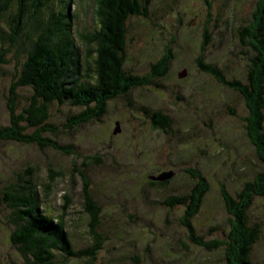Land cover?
Returning a JSON list of instances; mask_svg holds the SVG:
<instances>
[{"label":"rangeland","instance_id":"rangeland-1","mask_svg":"<svg viewBox=\"0 0 264 264\" xmlns=\"http://www.w3.org/2000/svg\"><path fill=\"white\" fill-rule=\"evenodd\" d=\"M66 1L46 0L40 16L60 10ZM256 2L151 0L145 16L127 19L124 69L149 75L151 63L170 50L172 57L163 76H154L149 84L108 100L100 118L71 130L63 125L80 108L69 103L50 104L49 122L57 130L56 135H50L63 146L72 144L73 153L0 141V264H22L25 260L10 240L17 224L4 191L10 183L18 184L25 178L28 167L35 171L39 186H51L48 198L41 203L44 212L59 214L69 195L64 222L72 248L82 249L92 242L82 181L75 174L76 167L82 168L85 162L88 165L82 169L90 179L91 195L101 208L98 231L103 246L93 259L54 251L52 264H228L222 247L206 250L190 242L180 223L184 205L169 206L164 201L188 193L196 181L189 170L199 171L208 190L192 224L205 241L223 240L229 224L221 185L234 194L245 180L263 169L245 134L247 109L242 96L197 65L202 56V61L216 65L228 81H245L252 52L241 45L238 30L250 21ZM95 7L96 0H72L69 6L74 13L73 34L81 54L82 80L91 73L92 62L89 56L85 61L84 55L92 46L82 42L79 34L98 28ZM16 8L13 3L11 9ZM32 12L33 7L20 25L24 33L15 41L7 37L11 14L3 15L0 22L6 31L0 38V55L7 60L0 62V126L8 123L6 97L30 47V33L34 34ZM183 70L185 75L179 77ZM16 91V107L21 111L29 90L18 87ZM155 112L169 117L165 130L153 126ZM115 122L120 130L113 133ZM169 171L173 174L167 182L149 183V176ZM248 213L250 223H259L261 230L251 262L264 264V196L254 198Z\"/></svg>","mask_w":264,"mask_h":264},{"label":"trees","instance_id":"trees-1","mask_svg":"<svg viewBox=\"0 0 264 264\" xmlns=\"http://www.w3.org/2000/svg\"><path fill=\"white\" fill-rule=\"evenodd\" d=\"M32 1L0 0V22L3 15L11 14L7 31L11 41L17 40L21 32L24 33L20 25L31 7L34 12L31 13L34 20L30 23L33 24L34 34L30 33V47L6 97L9 120L0 126V141L13 140L39 148L50 147L64 153H73L72 144L63 146L50 135L57 133L55 126L49 122L50 104L69 103L80 108V111L67 117L63 125L67 130L98 119L105 112L108 100L125 94L133 87L149 84L154 76H163L169 67L171 51L167 50L165 55L151 63L149 75L140 76L126 71L127 19L131 15L145 16L151 0H96L95 14L99 26L91 33L79 34L82 42L92 46L84 55L85 61L89 56L92 62L91 73L82 80L79 77L81 54L73 34L74 13L69 10L72 0H67L60 10L51 12L47 17L40 16L46 0H35L33 5ZM13 3L17 4L15 11L11 9ZM207 4L210 6L209 2ZM204 31L206 41V29ZM5 34L6 31L0 28V38ZM238 38L241 45L252 52L246 66L245 81H228L216 65L202 61V56H199L197 65L217 82L242 96L247 109L244 117L245 134L263 169L257 171L251 179L245 180L234 194L221 185L229 224L223 240L205 241L203 236L196 234L192 224L191 219L208 190L207 181L199 171L189 170L196 181L188 193L172 196L164 204L185 206L180 223L186 228L190 242L206 250L222 247L228 264H252L253 246L261 230L259 223H250L248 211L255 197L264 196V0H257L250 21L238 30ZM0 62L5 63L7 60L0 55ZM18 87L29 90L21 111L16 107ZM151 119L153 126L162 130L169 124V117L160 112H155ZM85 163L82 168L87 167ZM82 168L76 167L75 174L82 181L84 209L89 216L88 231L92 238V242L82 249H73L66 236L64 216L71 202L69 195L65 196L61 212L51 215L41 208V203L49 196L51 186L49 183L39 186L31 167L24 171L25 178H21L18 184L10 183L6 186L4 192L8 197L7 205L13 209L17 224L10 240L25 258L22 264H52L54 251H61L64 256L93 259L102 248L103 237L98 231L101 208L91 195L90 179ZM50 179L53 177L50 176ZM165 182L167 180L149 181L151 185Z\"/></svg>","mask_w":264,"mask_h":264},{"label":"water","instance_id":"water-1","mask_svg":"<svg viewBox=\"0 0 264 264\" xmlns=\"http://www.w3.org/2000/svg\"><path fill=\"white\" fill-rule=\"evenodd\" d=\"M185 75V70H183L181 73L179 72L178 73V76L181 77ZM115 130L113 131V133H116L120 130L119 128V122H115ZM173 172L172 171H169V172H161L157 175H151L149 176V179L151 181H164V180H168L171 176H172Z\"/></svg>","mask_w":264,"mask_h":264}]
</instances>
